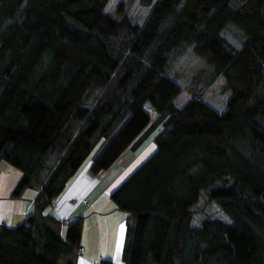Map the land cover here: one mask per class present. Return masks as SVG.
Listing matches in <instances>:
<instances>
[{"label": "trees", "instance_id": "16d2710c", "mask_svg": "<svg viewBox=\"0 0 264 264\" xmlns=\"http://www.w3.org/2000/svg\"><path fill=\"white\" fill-rule=\"evenodd\" d=\"M113 1L0 0V160L21 172L11 197L38 190L0 224V264H73L83 218L61 221L51 201L151 134L110 194L127 215L122 263L264 264V0H139L142 24ZM189 48L204 63L177 107ZM221 76L220 111L203 95ZM202 192L227 220L194 223Z\"/></svg>", "mask_w": 264, "mask_h": 264}, {"label": "crops", "instance_id": "0c3cea01", "mask_svg": "<svg viewBox=\"0 0 264 264\" xmlns=\"http://www.w3.org/2000/svg\"><path fill=\"white\" fill-rule=\"evenodd\" d=\"M128 153L132 152L125 151L108 170L99 175L87 172L80 176V172L77 173L65 195L58 199L55 210H52L63 222L72 221L77 216L83 218L80 246L84 247V252L82 255L76 254L73 264H97L100 259L123 264L121 252L127 215L116 208L110 194L135 168H129L132 160ZM20 176L19 170L0 160V224L14 226L32 210L38 190L27 188L20 197H11ZM83 199H88L90 204H81ZM64 230L65 225L62 233Z\"/></svg>", "mask_w": 264, "mask_h": 264}, {"label": "rangeland", "instance_id": "374dc122", "mask_svg": "<svg viewBox=\"0 0 264 264\" xmlns=\"http://www.w3.org/2000/svg\"><path fill=\"white\" fill-rule=\"evenodd\" d=\"M120 2L123 3V6L125 8V13L133 23L142 24L144 22L149 9L141 5L139 0H114L112 3V8L110 10L112 14H114L116 17H120V15L114 12L115 7ZM225 36L234 45L239 44V40L232 32H225ZM203 63L204 62L202 59H200L199 57L193 54L191 48L187 49L184 52V54H182L179 57L178 61L175 63L174 75L176 80L178 81L179 86L182 87L181 92L178 94V96L175 99V105L177 107H181L188 100L189 94L186 91V87L189 83L191 76L195 73V71L198 68H200L203 65ZM224 84H225L224 79L221 76L203 95L204 102H206L216 110H220V111L224 108L225 102L230 94L228 90L226 92H223L222 86H224ZM153 116L156 115L153 113ZM153 136L154 134H151L149 138L146 139V141L140 146V148L135 153H130V154L128 153V155L131 156L130 160H132L131 163L129 164V168L133 169L139 162H141L151 153V151L153 150V143H152ZM126 159H124L122 162H124ZM87 172L88 169L85 167L80 171L79 175L81 176ZM206 199H207L206 194L202 192L193 216L194 223L195 224L199 223L202 219L206 217L227 220V218L221 212L219 207L214 202H210ZM87 201L89 205L90 202L88 199ZM75 258L77 257L75 256Z\"/></svg>", "mask_w": 264, "mask_h": 264}, {"label": "built area", "instance_id": "2783aa9c", "mask_svg": "<svg viewBox=\"0 0 264 264\" xmlns=\"http://www.w3.org/2000/svg\"><path fill=\"white\" fill-rule=\"evenodd\" d=\"M58 203H59L58 199H53V200L51 201V205H50V206H51V209H52V210H55V208H56V206L58 205ZM81 204H83V205H88V201H87L86 199H83V200L81 201ZM83 252H84V247L80 246L79 249L77 250V253H78L79 255H82Z\"/></svg>", "mask_w": 264, "mask_h": 264}]
</instances>
